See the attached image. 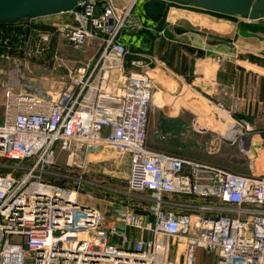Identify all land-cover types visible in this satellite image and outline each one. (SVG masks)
<instances>
[{"label":"built area","instance_id":"built-area-1","mask_svg":"<svg viewBox=\"0 0 264 264\" xmlns=\"http://www.w3.org/2000/svg\"><path fill=\"white\" fill-rule=\"evenodd\" d=\"M136 1L88 0L72 10L75 24L39 31L31 51L48 50L55 35L78 50L91 39L102 42L98 56L74 67L57 93L7 88L0 264H177L170 259L174 245L184 254L181 264H194L198 248L217 255L219 264H264V173L243 175L148 145L155 85L136 68L144 60L132 59L129 67L122 38L126 29L145 27L132 14ZM247 123L233 119L229 128L245 129L232 139L251 153L254 129ZM260 143L264 152V131ZM107 145L129 159L112 224L77 190L43 178L59 153L87 159ZM18 168L24 171L14 176ZM190 198L202 202L182 201Z\"/></svg>","mask_w":264,"mask_h":264},{"label":"crops","instance_id":"crops-1","mask_svg":"<svg viewBox=\"0 0 264 264\" xmlns=\"http://www.w3.org/2000/svg\"><path fill=\"white\" fill-rule=\"evenodd\" d=\"M146 2L140 0L141 9L135 14L145 27L129 31L137 38L139 51L131 53L128 61L141 56L162 57V61L153 69L157 79H160L159 75L165 78L162 83L165 92L155 88L157 95H164L161 97L162 104L188 103L190 110L196 107L203 109L209 118H215V112L218 113V121H225L229 116L232 119L244 118L254 129L251 152L257 143L255 141H258L261 149V140L259 142L258 139L264 131V19L246 20L237 16L223 18L192 5L180 6L172 2L165 3V11L160 18H153L145 12ZM70 13H58L50 18L55 21L53 24H61L71 21L70 17L64 15ZM19 22L0 26V30L3 29L0 31V51L34 49L38 41V29L27 27L28 22ZM129 36H123L128 46ZM140 41L148 46L146 52L140 46ZM59 42L71 47L62 39ZM90 42L98 45V53L93 57L95 59L102 42L96 38ZM237 45L247 50L241 51L242 56H239ZM178 62L177 68H169ZM144 71L150 74L148 69ZM124 189L121 187V190ZM167 197L178 200L173 194ZM182 201L202 202L199 198ZM112 223L109 217L108 224ZM183 257L181 247L172 246L171 261L181 264ZM194 264H219V258L213 252L198 248L194 254Z\"/></svg>","mask_w":264,"mask_h":264},{"label":"rangeland","instance_id":"rangeland-1","mask_svg":"<svg viewBox=\"0 0 264 264\" xmlns=\"http://www.w3.org/2000/svg\"><path fill=\"white\" fill-rule=\"evenodd\" d=\"M139 2L140 0H137L134 5L133 16L138 14L141 9V3ZM64 15L71 18V21L65 23L75 24L73 12ZM218 16L223 18L235 17ZM50 17L52 15L35 18L24 17L18 21H20L19 23L28 22L27 27H35L38 29L37 32L35 31L38 34L39 31H53L58 25L53 24L55 21L51 20ZM237 17L252 20L242 16ZM261 19L264 18L258 20ZM133 30L126 29L122 35V38L124 34L130 35L129 38L127 37L130 39L128 40L130 44L129 46L126 45L131 53L139 51L137 38L129 33ZM59 39L60 37L55 35L52 46L46 51H0V123H3L5 94L8 87H12L17 91L33 92L41 96L48 93L54 95L60 90L74 67L88 62L98 53V45L93 42L78 50L65 45L63 42L60 43ZM140 42V46L146 52L148 46L143 41ZM58 48L60 51H55ZM236 49L239 51V56H242L243 52L241 51H247L245 47L240 45H237ZM161 58L148 56L143 58L141 56L139 59L144 60V62L136 68L139 70L148 69L153 80L156 81L154 82L155 88H161L165 92L166 88L162 85L165 82L164 76L159 75L158 78L160 79H157L153 70ZM171 58H174V56L171 55ZM172 66L169 68H177L179 62L177 65L173 63ZM155 88L154 91H156ZM163 96V93H160V95L155 93L149 112L147 141L151 148L197 161L216 164L243 175L264 173V152L262 148L260 149L258 141H255L257 143L252 152L246 153L240 145V139H232L230 136L231 133L228 130L231 128H229V125L233 123L231 116L225 121H218V113L215 112V118L214 116L209 118L207 113H204L206 111H202L203 109L200 110L196 107L190 110L188 108L190 104L188 103H183L184 105L182 103L178 105L162 104L161 97ZM238 120L248 122V125H244V127H252L246 119L238 118ZM233 129L237 128L234 127ZM241 131H245V129L243 128ZM258 140L260 142L261 137ZM4 162L8 163L10 161L5 160ZM11 170L14 176H18L24 171L19 168ZM5 171L6 169H0V173ZM128 171L129 159L127 156L121 155L112 145H107L101 150L89 152L87 159L83 154L68 158L66 152L59 153L55 165L43 174V178L60 187L77 190L79 199L99 207L105 212L106 216L111 217L115 212L114 209H116L115 202L118 203L121 199V187H125V189L127 187L125 177L128 175Z\"/></svg>","mask_w":264,"mask_h":264},{"label":"water","instance_id":"water-1","mask_svg":"<svg viewBox=\"0 0 264 264\" xmlns=\"http://www.w3.org/2000/svg\"><path fill=\"white\" fill-rule=\"evenodd\" d=\"M88 0H0V23H14L24 17H44L74 10ZM145 12L160 18L166 2L252 20L264 18V0H146Z\"/></svg>","mask_w":264,"mask_h":264},{"label":"bare ground","instance_id":"bare-ground-1","mask_svg":"<svg viewBox=\"0 0 264 264\" xmlns=\"http://www.w3.org/2000/svg\"><path fill=\"white\" fill-rule=\"evenodd\" d=\"M228 131H230V133H231L230 136L231 137H234L236 133L241 132V130L233 129V128L232 129H229Z\"/></svg>","mask_w":264,"mask_h":264},{"label":"trees","instance_id":"trees-1","mask_svg":"<svg viewBox=\"0 0 264 264\" xmlns=\"http://www.w3.org/2000/svg\"><path fill=\"white\" fill-rule=\"evenodd\" d=\"M145 7H146V4H145ZM206 11V10H205ZM209 12H211V11H209ZM211 13H214V14H216V15H224V14H221V13H216V12H211ZM226 16H228V15H226ZM15 23V22H14ZM7 24H11V23H0V26H4V25H7ZM0 31H3V29H1Z\"/></svg>","mask_w":264,"mask_h":264}]
</instances>
